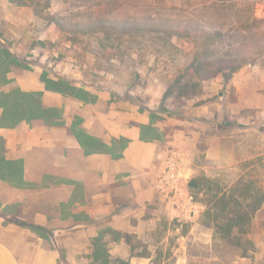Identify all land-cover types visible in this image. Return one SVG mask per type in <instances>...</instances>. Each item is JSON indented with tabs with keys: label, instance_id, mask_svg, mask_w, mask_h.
I'll list each match as a JSON object with an SVG mask.
<instances>
[{
	"label": "rangeland",
	"instance_id": "obj_1",
	"mask_svg": "<svg viewBox=\"0 0 264 264\" xmlns=\"http://www.w3.org/2000/svg\"><path fill=\"white\" fill-rule=\"evenodd\" d=\"M205 1L219 0H0V34L20 61L10 70L15 77L1 79L0 87L17 86L24 71L42 79L65 77L79 86L77 97L92 87L112 101L157 111L207 138L222 136L220 158L211 160L202 152L194 160L195 199H208L200 191L231 185L237 178L249 192L263 193L264 53L236 74L196 77L198 86L182 89L176 79L194 44L177 37L170 42L164 33L176 30L179 19L194 27L202 18L203 26L233 30L256 52L264 49V0H232L224 9L206 8ZM9 13L10 21L5 18ZM84 25L93 31L84 33ZM240 75L241 95L233 83ZM214 122L217 129L204 126ZM206 210L196 221L175 212L162 214L156 226L144 227L129 243L141 253L158 244L159 264H235L244 250L256 249L248 233L241 235L240 245L223 238Z\"/></svg>",
	"mask_w": 264,
	"mask_h": 264
},
{
	"label": "crops",
	"instance_id": "obj_2",
	"mask_svg": "<svg viewBox=\"0 0 264 264\" xmlns=\"http://www.w3.org/2000/svg\"><path fill=\"white\" fill-rule=\"evenodd\" d=\"M239 77L233 83L241 95ZM16 79L17 86L0 87V264H92L96 240L130 264H159L158 244L141 253L129 237L156 226L162 214L196 221L208 209L189 181L200 153L220 158L222 136L207 138L92 87L81 98L76 83L64 93L48 88L37 72ZM22 93L39 94L37 116L20 106ZM176 156L182 193L173 196L160 177ZM249 228L256 249L235 264H264V200Z\"/></svg>",
	"mask_w": 264,
	"mask_h": 264
},
{
	"label": "trees",
	"instance_id": "obj_3",
	"mask_svg": "<svg viewBox=\"0 0 264 264\" xmlns=\"http://www.w3.org/2000/svg\"><path fill=\"white\" fill-rule=\"evenodd\" d=\"M11 1L15 2V0ZM231 2L232 0H219L211 4L206 1L203 3L206 8L224 9ZM260 20L254 18V21ZM171 21L175 23V20ZM176 23H178L176 30H168L164 33L167 38L169 40L173 37L187 39L194 44V48L189 53V62L182 70L183 74H179V78L176 79V82L181 83L182 89H193L198 86V82H195L196 77L206 79L218 74L229 77L245 64L255 61L256 55L264 53V49L255 52L237 40L233 30L224 32L217 30L219 28L203 26L202 18L196 20L194 27L180 19ZM105 25L107 23L104 24V29ZM83 29H85L84 33L93 31L86 30V25ZM11 51L9 45L4 43L0 37V77L4 79H6L7 72L12 69V65L20 62ZM43 80L48 88L64 93L74 88L70 80L65 77L53 79L43 76ZM19 93L18 89L13 91V94ZM20 96L24 101L20 103V106L24 107L23 110L32 117L37 116L39 113L37 111L41 108L39 94L22 93ZM22 107H20L21 110ZM241 183L242 180L239 179L231 185H218L207 190L204 188L208 196V199L204 200L209 206L207 214L212 218L216 232L237 245L241 244V235L248 233L250 222L264 200L263 193L249 192V186L243 187ZM190 185L197 186V179H192ZM94 246L92 264H130L128 259L112 257L106 245L99 240L94 242ZM246 253L244 250L242 254L246 255Z\"/></svg>",
	"mask_w": 264,
	"mask_h": 264
},
{
	"label": "built area",
	"instance_id": "obj_4",
	"mask_svg": "<svg viewBox=\"0 0 264 264\" xmlns=\"http://www.w3.org/2000/svg\"><path fill=\"white\" fill-rule=\"evenodd\" d=\"M181 170V161L177 156L168 161V165L160 177L161 187L168 195H181L183 179ZM190 199L193 197L191 196Z\"/></svg>",
	"mask_w": 264,
	"mask_h": 264
}]
</instances>
